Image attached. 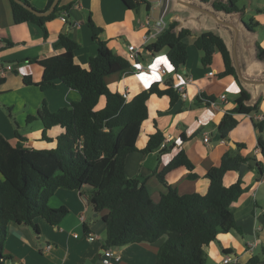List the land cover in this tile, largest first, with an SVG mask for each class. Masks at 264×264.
<instances>
[{
	"label": "crops",
	"instance_id": "1",
	"mask_svg": "<svg viewBox=\"0 0 264 264\" xmlns=\"http://www.w3.org/2000/svg\"><path fill=\"white\" fill-rule=\"evenodd\" d=\"M28 1L40 12L48 4V0ZM241 1L238 0V7L244 13L228 14L216 12L210 4L200 0H146L135 10L129 9L123 0H62V5H71L69 11H63L67 13L68 22L61 20V12L56 19L46 23V36L44 29L35 23H15L11 0H0V57L5 67L13 68L0 85L1 134L13 146L21 143L24 147L41 150L57 147V138L65 130L61 126L46 129L42 120L31 118L38 115L44 104L51 112L69 108L80 100V94L60 81L54 89L42 90L37 86L44 77L40 61L65 51L60 43V35L65 34L79 44L75 62L88 69L91 58L98 54V45L88 25L92 20L102 29L100 37L107 46L131 63L129 71L107 79L113 93L128 91L130 101L153 83H159L160 88L165 89L167 80L172 81L174 88L191 80L186 84L187 98L180 97L174 105L168 96L154 94L150 97L149 117L137 140L139 151L126 159L129 179L145 181L155 202L167 193V186L175 188L180 195H205L210 186L206 175L221 165L225 154L248 159L239 171H228L223 180L226 187L239 179L243 181L245 192L232 206L241 230L221 234L204 247L206 264H224L226 256L235 259L229 264H246L253 256L261 254L264 244V154L260 146L264 142V65L258 64L264 62L256 59V45L260 43L255 37L257 31H252L253 28H264V0H247L244 7L239 6ZM203 15L208 20H203ZM162 17L167 27L179 22L182 28L191 31L187 39L188 59L178 71L168 59L167 48L153 53L143 45L147 28L154 29ZM147 22L149 26L143 27ZM247 24L252 28L249 29ZM206 32L216 33L226 42L239 82L232 76H221L225 66L219 52L214 54L209 67L202 65V53L194 42ZM130 45L139 48L138 57H132ZM162 69L166 74L161 73ZM212 72L214 74L210 76ZM25 77L33 83H26ZM242 89L250 96L247 106L258 105L259 109L251 114L235 115L238 126L223 139L219 125L224 116L236 108L235 100ZM202 95L213 98L214 102L207 104L204 99L203 104H198ZM223 95L227 101L221 99ZM157 131L164 134L169 151L143 154L150 136ZM44 132L51 141L43 138ZM17 133L23 140H19ZM206 137L209 143L204 141ZM182 150L193 163L198 177L190 179V172L180 167L169 172L163 184L158 174ZM89 195L87 187L58 189L50 199V206L55 209L65 207L67 213L59 215L54 226L37 218L39 233L11 222L4 248V253L10 257L8 264H103L106 241L103 217L108 212L96 213ZM91 234L99 239L90 242L87 236ZM164 240L118 248L121 259L112 260L111 264H155ZM255 242L257 246L251 254L249 244ZM48 246L52 247L47 249Z\"/></svg>",
	"mask_w": 264,
	"mask_h": 264
},
{
	"label": "trees",
	"instance_id": "2",
	"mask_svg": "<svg viewBox=\"0 0 264 264\" xmlns=\"http://www.w3.org/2000/svg\"><path fill=\"white\" fill-rule=\"evenodd\" d=\"M20 1L32 7L28 0ZM141 1L146 0H123L132 10L137 9ZM200 1L210 4L216 12L244 13L238 7V0ZM53 2L48 0L42 12L49 10ZM11 4L15 23H35L44 29L46 36V23L71 9V5L64 6L59 0L49 17H39L15 0H11ZM88 25L98 45V54L91 58L88 69L75 62V51L79 44L65 34L60 35V43L65 51L40 61L44 67V77L37 86L42 90L54 89L60 81L80 94V100L69 108L51 112L44 104L38 115L31 118L42 120L46 129L61 126L65 130L57 138V147L41 150L24 147L21 143L13 146L0 132V264H8L10 260L4 248L11 222L28 226L38 233L37 218L57 225L59 215L67 213V209L52 208L50 199L58 189L76 190L83 187L89 189L94 211L108 212L103 217L106 222L104 249L136 243L152 244L165 238L155 264H206L205 246L216 241L221 234L241 230L232 206L245 192L243 181L239 179L237 183L226 187L223 180L228 171H239L248 159L225 154L221 165L212 168L206 175L210 186L205 195H180L175 188L167 186V193L155 202L145 181L127 177L126 159L139 151L137 140L143 123L149 117L150 97L154 94L168 96L174 105L180 95L171 80L166 81L165 89H161L159 83H153L130 101H126L122 94L113 93L107 79L129 71L131 63L107 46L100 37L102 29L92 20H89ZM247 26L252 28L250 24ZM190 36L189 29L174 22L147 49L158 53L167 48L168 59L178 71L187 62V39ZM194 43L202 53L204 67H209L214 54L219 52L225 66L221 76H232L239 82L232 54L219 35L206 32L199 35ZM256 59L264 62V48L260 45H256ZM24 80L28 84L33 83L29 77ZM3 82L4 79H0V85ZM204 99L207 104L214 102L213 98L202 95L197 100L198 104H203ZM249 100V94L242 89L235 100L236 108L228 112L219 125L223 139L238 126L235 115L258 111V105L247 106ZM17 137L23 140L19 133ZM43 138L51 141L46 132ZM164 142V134L157 131L150 136L142 153L149 154L157 150L166 153L170 148L167 145L162 147ZM260 146L264 154L263 141ZM180 167L190 172V179L198 177L194 173L193 163L182 150L161 170L159 180L165 184V176ZM226 253L229 252L226 250ZM246 264H264V244L261 254L253 256Z\"/></svg>",
	"mask_w": 264,
	"mask_h": 264
},
{
	"label": "built area",
	"instance_id": "3",
	"mask_svg": "<svg viewBox=\"0 0 264 264\" xmlns=\"http://www.w3.org/2000/svg\"><path fill=\"white\" fill-rule=\"evenodd\" d=\"M165 12H164V14H165ZM164 14H163V16H164ZM60 18H61V20L63 22H65V23L68 22V19H67L68 17H67V13L66 12H63L61 14ZM148 26H149V23L147 22L146 24H144L143 27H148ZM166 28H167V26H166V24H165V22L163 20V17H162L160 19V21L157 22V25L155 26L154 29L149 30L147 28L148 33L143 36V45L148 46L150 43L156 41L158 39V37L160 36V34ZM129 51L131 52L133 58L138 57V55H139V48H137L134 45H130L129 46ZM10 69L13 70V68H11V67L7 68V67H5L3 65L2 64V59L0 57V79H4ZM141 70H143V68H141ZM161 73L162 74H166V70L165 69H162L161 70ZM213 74H214L213 72L210 73V76H213ZM190 81L191 80H189V82ZM189 82L187 81L185 84L179 85V86L175 87V90L179 93L180 97L187 98L188 93L186 91V84H188ZM122 96L126 99V101H128V99H129V92L128 91L124 92L122 94ZM221 99L223 101H227V98H226L225 95L221 96ZM204 141L206 143H209L210 140H209L208 137H206L204 139ZM166 145H167V142L165 141L163 143L162 147H165ZM82 220H84V218H82ZM76 237H77V235H76ZM87 239L90 242H93V241L98 240L99 238H98V236L91 234V235H88L87 236ZM256 246H257V243L256 242L255 243H250L249 244V250H248V252L252 254ZM51 247L52 246H48L47 249H50ZM120 259H121V256L118 253V248L109 247V248L104 249V253H103V257H102V263L103 264H111L112 260L119 261ZM233 261H235L234 258H232L231 256H226V258L224 260V264H229V263H231Z\"/></svg>",
	"mask_w": 264,
	"mask_h": 264
},
{
	"label": "water",
	"instance_id": "4",
	"mask_svg": "<svg viewBox=\"0 0 264 264\" xmlns=\"http://www.w3.org/2000/svg\"><path fill=\"white\" fill-rule=\"evenodd\" d=\"M15 1L18 2L19 4L23 5L27 10H29L30 12H32L33 14H35L39 17H49L55 11V8L57 7V5L59 3V0H54L53 4L49 8V10H47L45 12H40L31 6L24 4L20 0H15Z\"/></svg>",
	"mask_w": 264,
	"mask_h": 264
},
{
	"label": "rangeland",
	"instance_id": "5",
	"mask_svg": "<svg viewBox=\"0 0 264 264\" xmlns=\"http://www.w3.org/2000/svg\"><path fill=\"white\" fill-rule=\"evenodd\" d=\"M247 5V0H242L240 3H239V6L241 7H244ZM204 16V15H203ZM206 20L207 18L204 16L203 17V20ZM208 20V19H207ZM193 31H197V30H193ZM252 31H257V34H256V38L258 39L259 43H260V46L262 47L263 46V41H264V28L262 27H259V28H253ZM263 48V47H262ZM259 66H263L264 64L262 63H258Z\"/></svg>",
	"mask_w": 264,
	"mask_h": 264
}]
</instances>
